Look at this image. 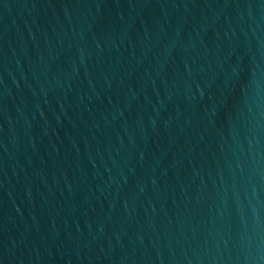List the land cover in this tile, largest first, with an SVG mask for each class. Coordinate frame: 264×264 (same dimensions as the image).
Returning <instances> with one entry per match:
<instances>
[{
    "label": "water",
    "instance_id": "95a60500",
    "mask_svg": "<svg viewBox=\"0 0 264 264\" xmlns=\"http://www.w3.org/2000/svg\"><path fill=\"white\" fill-rule=\"evenodd\" d=\"M0 264H264V0H0Z\"/></svg>",
    "mask_w": 264,
    "mask_h": 264
}]
</instances>
